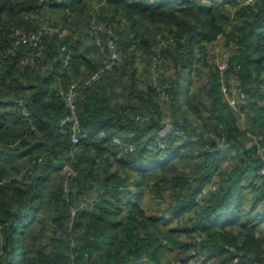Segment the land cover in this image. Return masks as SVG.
I'll use <instances>...</instances> for the list:
<instances>
[{
  "label": "trees",
  "instance_id": "1",
  "mask_svg": "<svg viewBox=\"0 0 264 264\" xmlns=\"http://www.w3.org/2000/svg\"><path fill=\"white\" fill-rule=\"evenodd\" d=\"M261 85L264 0H0V264H264Z\"/></svg>",
  "mask_w": 264,
  "mask_h": 264
},
{
  "label": "built area",
  "instance_id": "2",
  "mask_svg": "<svg viewBox=\"0 0 264 264\" xmlns=\"http://www.w3.org/2000/svg\"><path fill=\"white\" fill-rule=\"evenodd\" d=\"M41 1H44V0H41ZM57 1H60V0H57ZM247 1H249V0H247ZM220 35H217L216 40ZM37 39H38V35L36 33H31L27 36H22L21 40H22V42H28L29 44L36 46L35 44H36ZM96 42H98V41L96 40ZM108 43H109L107 45V48L109 49L107 52L108 61L103 66V68H105V69L110 68L113 65L114 61L119 58V53L114 49L113 44L110 41ZM233 46H234L233 42H228V47H226V45H224V46L217 45L216 42H214L212 45V53L215 57L214 61L217 64L220 76L223 74V71L227 67V58L229 55V47L232 48ZM208 56H211V54L209 53L207 55V57ZM65 59H67V57ZM95 76H96V74L90 75L89 78H87L84 81V83H87L89 80H91ZM260 87L262 89L264 88L263 85H261ZM75 88H76V82H72L68 86V88L65 92L60 90V93L64 96L65 102H66V104L68 106V110H69L68 115L64 116L62 121H65V120L70 121V128H71V132H72L71 133L72 144H76L80 139L86 138L89 136V132L82 131V129L79 126V118H78V115L76 112V103H75ZM237 94L241 98L244 97L243 93L240 91H237ZM171 130H173L172 126L168 122H163L162 127L158 130V134L160 136H164L167 132H169ZM98 134L100 135L102 133L99 132ZM113 139L116 142H119L118 138H113ZM263 155H264V153L262 155H260V157L264 161ZM63 170H66L68 173L71 171L68 164H65L63 166Z\"/></svg>",
  "mask_w": 264,
  "mask_h": 264
},
{
  "label": "rangeland",
  "instance_id": "3",
  "mask_svg": "<svg viewBox=\"0 0 264 264\" xmlns=\"http://www.w3.org/2000/svg\"><path fill=\"white\" fill-rule=\"evenodd\" d=\"M53 16H56L55 13L53 14ZM222 39H223V35H220V36L217 38V40L215 41V42L217 43V45H221V41H222ZM108 42H109V41H108ZM108 42H106V45L109 44ZM96 43L100 45V42H99V43L96 42ZM101 48H103V50H106V51L109 50L108 48H104L103 46H102ZM263 156H264V155H263Z\"/></svg>",
  "mask_w": 264,
  "mask_h": 264
}]
</instances>
